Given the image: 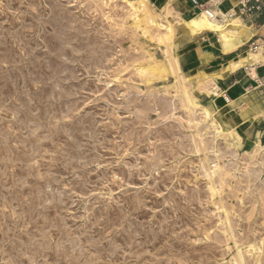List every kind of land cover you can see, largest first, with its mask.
I'll list each match as a JSON object with an SVG mask.
<instances>
[{
  "label": "rangeland",
  "instance_id": "374dc122",
  "mask_svg": "<svg viewBox=\"0 0 264 264\" xmlns=\"http://www.w3.org/2000/svg\"><path fill=\"white\" fill-rule=\"evenodd\" d=\"M46 1L0 0V264H237L239 252L244 264H264V164L252 157L255 142L264 146V132L242 122L240 140L214 136L182 94L209 105L198 91L203 67L190 63L188 52L203 39L217 42L216 35L174 26L162 38L143 33L137 22L149 23V16L174 20L144 0ZM170 54L181 65L178 80ZM215 166L220 170L213 172Z\"/></svg>",
  "mask_w": 264,
  "mask_h": 264
},
{
  "label": "bare ground",
  "instance_id": "6f19581e",
  "mask_svg": "<svg viewBox=\"0 0 264 264\" xmlns=\"http://www.w3.org/2000/svg\"><path fill=\"white\" fill-rule=\"evenodd\" d=\"M26 1V0H25ZM46 1V0H45ZM52 1V0H51ZM71 1V0H70ZM95 1V0H94ZM141 1V0H140ZM147 4H149V5H151L153 8H156L158 11H165V13H169L173 18H174V20H172V21H168L167 23H164L162 20H161V18H162V14L159 16V15H157V16H149V23H148V20L147 21H145V22H143V23H139V21L137 22L138 23V25L139 26H143V28H142V30H143V33H146L147 31H152V33L154 32L155 33V37H158V38H162L163 36H164V34L166 35V34H168L169 35V33H171V31H168V28L169 27H179L178 29H176V31H179V30H182V33H188V34H190V35H199V34H201L203 31H211L212 33H214L215 35H216V38H217V42L219 43V45H220V48H221V50L223 51V52H225V53H228V52H232V51H234V50H236L238 47H240L246 40H248L250 37H251V35H252V32H251V30H250V27L242 20V18L238 15V12H236V14L234 15V16H232L231 18H225V17H223V18H221V19H213V18H209V17H207L206 16V14L204 13V12H201V13H199V12H195L194 14H191L192 13V11H188V10H185V9H183L182 7H181V5H180V2H179V0H144ZM47 2V1H46ZM56 2V1H55ZM72 2V1H71ZM101 2V1H100ZM112 2V1H111ZM126 2H128V3H132V0H126ZM16 2H14V4H15ZM40 3V2H39ZM50 3V2H49ZM62 3V2H61ZM64 3V2H63ZM88 3V2H87ZM99 3V2H98ZM105 3V2H104ZM139 3H141V2H139ZM6 4H8V3H6ZM54 4V3H53ZM66 4H68L67 2H66ZM90 4H92V3H90ZM9 5V4H8ZM37 5V4H36ZM47 5V4H46ZM55 5V4H54ZM75 5V4H74ZM89 5V4H88ZM136 5V4H135ZM142 5V4H141ZM25 6V5H24ZM86 6V5H85ZM90 6V5H89ZM131 6H132V4H131ZM51 7V6H50ZM56 7V6H55ZM57 7H59V5L57 6ZM129 7V6H128ZM21 8H22V6H21ZM49 8V7H48ZM63 8H65V7H63ZM78 8V7H77ZM90 8V7H89ZM105 8V7H104ZM145 8V7H144ZM182 8V9H181ZM53 9V8H52ZM55 9V8H54ZM75 9V8H74ZM106 9V8H105ZM141 9V8H140ZM145 9H147V8H145ZM9 10V9H8ZM13 10V9H12ZM39 10V9H38ZM49 10V9H48ZM69 10V9H68ZM131 10V9H130ZM133 10V9H132ZM137 10V9H136ZM17 11V10H16ZM15 11V12H16ZM59 11H61V10H58V13H59ZM77 11H78V9H77ZM76 11V12H77ZM80 11V10H79ZM90 11H91V9H90ZM94 11V10H93ZM100 11V10H99ZM119 11V10H118ZM138 11V10H137ZM146 11V10H145ZM21 12V11H20ZM39 12V11H38ZM74 12V11H73ZM95 12V11H94ZM111 12V11H110ZM57 13V14H58ZM80 13V12H79ZM148 13V12H147ZM156 13H158V12H156ZM164 13V14H165ZM16 14V13H15ZM19 14V13H18ZM37 14V13H36ZM47 14H49V13H47ZM54 14V13H53ZM66 14V13H65ZM73 14V13H72ZM85 14V13H84ZM163 14V15H164ZM12 15V14H11ZM22 15V14H21ZM62 15V14H61ZM64 15V14H63ZM67 15V14H66ZM69 15V14H68ZM2 16V15H1ZM17 16V15H16ZM19 16V15H18ZM29 16V15H28ZM31 16V15H30ZM74 16H76V15H74ZM78 16V15H77ZM83 15H81V17H82ZM86 16V15H85ZM167 16H169V15H167ZM32 17V16H31ZM36 17H38V16H36ZM42 17V16H41ZM71 17V16H70ZM103 17V16H102ZM132 17V16H131ZM53 18H56V17H53ZM62 18V17H61ZM68 18H69V16H68ZM75 18H77V17H75ZM146 18V17H145ZM38 19V18H37ZM36 19V20H37ZM40 19H42V18H40ZM78 19V18H77ZM85 19V18H84ZM17 20V19H16ZM50 20V19H49ZM88 20V19H87ZM87 20H85V22L87 21ZM100 20V19H99ZM166 20V19H165ZM63 21H64V19H63ZM71 21H72V19H71ZM81 21V20H80ZM84 21V20H83ZM82 21V22H83ZM14 22V21H13ZM73 22V21H72ZM78 22V21H77ZM90 22V21H89ZM112 22V21H111ZM18 23V22H17ZM21 23V22H20ZM40 23V22H39ZM66 23V22H65ZM87 23H88V21H87ZM129 23V22H128ZM131 23V22H130ZM24 24V23H23ZM22 24V25H23ZM90 24V23H89ZM27 25V24H26ZM108 25V24H107ZM110 25V24H109ZM126 25V24H125ZM42 26V25H41ZM63 26V25H62ZM78 26V25H77ZM81 26V25H80ZM21 27V26H20ZM49 27V26H48ZM83 27V26H82ZM98 27H100V26H98ZM1 28V27H0ZM15 28V27H14ZM24 28V27H23ZM47 28V27H46ZM45 28V29H46ZM93 28V27H92ZM113 28V27H112ZM117 28V27H116ZM44 29V28H43ZM49 29V28H48ZM37 30V29H36ZM95 30V29H94ZM114 30V29H113ZM119 30V29H118ZM121 30V29H120ZM20 31V30H19ZM59 31V30H58ZM79 31V30H78ZM164 31V32H163ZM2 32V31H1ZM50 32V31H49ZM86 31H84V33H85ZM139 32V31H138ZM21 33V32H20ZM19 33V34H20ZM80 33H81V31H80ZM84 33H81V34H84ZM126 33V32H125ZM11 34V33H10ZM88 34H90V33H88ZM87 34V35H88ZM132 34V33H131ZM86 35V34H85ZM86 35V36H87ZM94 35V34H93ZM133 35V34H132ZM99 37V36H98ZM109 37V36H108ZM107 37V38H108ZM53 39V38H52ZM86 39H88L87 37H86ZM109 39V38H108ZM107 39V40H108ZM111 39V38H110ZM157 39V38H156ZM92 40V39H91ZM103 40H104V38H103ZM90 41V40H89ZM152 41V40H151ZM150 41V42H151ZM23 42V41H22ZM95 42V41H94ZM109 42V41H108ZM153 42V41H152ZM156 42V41H155ZM24 43H25V41H24ZM91 43V42H90ZM96 43V42H95ZM98 43V42H97ZM99 43H101V42H99ZM99 43H98V45H99ZM103 43V42H102ZM27 44V43H26ZM88 44H89V42H88ZM93 44V43H92ZM144 44V43H143ZM7 45V44H6ZM90 45V44H89ZM159 45V44H158ZM21 46V45H20ZM59 46H61V45H59ZM58 46V47H59ZM91 46V45H90ZM119 47V46H118ZM158 47V46H157ZM1 49V48H0ZM5 49V48H4ZM23 49V48H22ZM91 49V48H90ZM61 50H62V48H61ZM165 50V49H164ZM11 51H12V49H11ZM10 51V52H11ZM57 51V50H56ZM2 52V51H1ZM7 52V51H6ZM103 52V51H102ZM119 52V51H118ZM3 53V52H2ZM13 53L15 54V52L13 51ZM27 53V52H26ZM57 53V52H56ZM62 53V52H61ZM165 53V52H164ZM166 53H168V51H166ZM165 53V54H166ZM12 54V53H11ZM14 54H13V56H14ZM20 54V53H19ZM58 54V53H57ZM22 56V55H21ZM104 56V55H103ZM249 62L251 63V64H254V63H257V62H260V61H264V50L263 49H257V50H255V51H252V50H250L249 51ZM11 57H12V55H11ZM15 57V56H14ZM20 57V56H19ZM100 57V56H99ZM111 57V56H110ZM148 57H151V55H148ZM1 58H3V57H1ZM5 58H8L7 57V55H6V57ZM17 58V57H16ZM120 58V57H119ZM145 58H147V57H145ZM4 59V58H3ZM10 59H12V58H10ZM23 59V58H22ZM27 59V58H26ZM62 59H63V57H62ZM8 60V59H7ZM6 60V61H7ZM17 60V59H16ZM15 60V61H16ZM25 60V59H24ZM59 60H61V59H59ZM104 60H106V59H104ZM11 61V60H10ZM91 61V60H90ZM151 61V60H150ZM8 62V61H7ZM17 62V61H16ZM21 62V61H20ZM94 62V61H93ZM92 62V63H93ZM97 62V61H96ZM105 62V61H104ZM167 62V61H166ZM169 62H170V65H171V70H172V73L173 74H175V76H176V80H178L179 79V77H181L182 78V75L180 74V69H181V65H180V63H179V60H178V58L176 57V56H173L172 54H170L169 55ZM22 63V62H21ZM11 64V63H10ZM124 64H125V62H124ZM237 64H239V62L237 63ZM16 65V64H15ZM95 65V64H94ZM102 65V64H101ZM145 65H146V63H145ZM103 66V65H102ZM133 66V65H132ZM131 66V67H132ZM135 66H136V64H135ZM1 67V66H0ZM5 67H6V65H5ZM142 67V66H141ZM145 67H147V66H145ZM144 67V68H145ZM25 68V67H24ZM8 69V68H7ZM16 69V68H15ZM120 69V68H119ZM253 69V68H252ZM3 70V69H2ZM1 70V71H2ZM9 70V69H8ZM14 70V69H13ZM131 70H132V68H131ZM128 71H130V70H128ZM14 72V71H13ZM60 72V71H59ZM59 72H56V73H59ZM171 72V71H170ZM252 72V71H251ZM12 73V72H11ZM138 73V72H137ZM137 73H135V74H137ZM1 74V73H0ZM54 74V73H53ZM95 74V73H94ZM3 75V74H2ZM8 75V74H7ZM12 75V74H11ZM13 75H15L14 73H13ZM130 75V74H129ZM40 77H41V75H39ZM54 76H55V74H54ZM59 76V75H58ZM130 76H133L132 75V73H131V75ZM129 76V77H130ZM135 76H137V75H135ZM140 76H141V74H140ZM173 76V75H172ZM2 77V76H1ZM21 77V76H20ZM3 78V77H2ZM6 78V77H5ZM9 78V77H8ZM7 78V79H8ZM11 78V77H10ZM38 78V77H37ZM51 78V77H50ZM52 78H54V77H52ZM56 78H57V76H56ZM127 79V78H126ZM135 79H136V77H135ZM198 79V78H197ZM9 80V79H8ZM30 80L32 81V79H31V77H30ZM42 80H44V79H42ZM46 80H48V79H46ZM106 80V79H105ZM118 80V79H117ZM176 80H174L175 81V83H176ZM186 80V79H185ZM199 80H200V86H199V84H198V91H199V93L200 94H202V95H205L206 97H212V96H214V95H217L218 93H219V90H218V86H217V84H216V77L215 76H212V75H208V74H205V73H202L201 75H199ZM0 81H3V80H0ZM25 81V80H24ZM58 81V80H57ZM129 81V80H128ZM135 81V80H134ZM33 82V81H32ZM37 82V81H36ZM53 82V81H52ZM59 82V81H58ZM112 82H113V80H112ZM182 82H183V80H182ZM29 83V82H28ZM51 83V82H50ZM139 83V82H138ZM179 83V82H178ZM10 84V83H9ZM22 84V83H21ZM25 84H27V83H25ZM24 84V85H25ZM57 84V83H56ZM8 85V84H7ZM15 85V84H14ZM29 85V84H28ZM32 85V84H31ZM50 85V84H49ZM53 85H54V83H53ZM59 86H60V83L58 84ZM58 85H57V87H58ZM180 85V84H179ZM5 86V85H4ZM3 86V87H4ZM15 87V86H14ZM38 87V86H37ZM184 87V86H183ZM186 87V86H185ZM25 88V87H24ZM48 88V87H47ZM125 88V87H124ZM179 88V87H178ZM3 89V88H2ZM2 89H1V91H2ZM10 89H11V87H10ZM15 89V88H14ZM18 89H20V88H18ZM59 89V88H58ZM109 89V88H108ZM7 90V89H6ZM5 90V91H6ZM33 90V89H32ZM45 90V89H44ZM51 90V89H50ZM57 90V89H56ZM102 90V89H101ZM137 90V89H136ZM0 91V92H1ZM15 91V90H14ZM13 91V92H14ZM47 91V90H46ZM46 91H45V93H46ZM59 91V90H58ZM106 91V90H105ZM134 91H135V89H134ZM7 92V91H6ZM20 92V91H19ZM25 92V91H24ZM39 92V91H38ZM48 92V91H47ZM51 92V91H50ZM108 92H109V90H108ZM2 93V92H1ZM8 93H11L10 92V90H9V92ZM18 93V92H17ZM22 93V92H21ZM40 93V92H39ZM38 93V94H39ZM124 93H125V91H124ZM127 93V92H126ZM132 93V92H131ZM12 94V93H11ZM10 94V95H11ZM41 94V93H40ZM40 94H39V96H40ZM104 94H107V93H103V95ZM110 94V93H109ZM157 94V93H156ZM182 94L184 95L183 96V98L185 97V100H186V102H187V108L188 109H191V110H193V109H198L199 111H200V113H201V115L203 116V118H204V120L206 121V123L208 124V126L210 127V129L211 130H213V132H214V136L215 135H217V136H221L222 138H226V137H228V138H231V139H238V140H240V136H239V133H238V128H239V126H240V119H239V116L237 115V113H236V111H235V108L236 107H239L240 105H238V104H236L235 102H229L228 104H226L222 109H215V108H213L211 105H210V101H209V105H199L198 103H196V102H194L193 101V97L192 96H190L189 95V93L187 92V91H185V89L183 90V92H182ZM6 95V94H5ZM25 95H26V93H25ZM32 95V94H31ZM35 95L37 96V94L35 93ZM102 95V96H103ZM108 95V94H107ZM132 95V94H131ZM7 96V95H6ZM9 96V95H8ZM14 96V95H13ZM57 96H58V94H57ZM106 96V95H105ZM136 96V95H135ZM158 96V95H157ZM166 96H167V94H166ZM50 97V96H49ZM109 97V96H108ZM132 97V96H131ZM16 98V97H15ZM38 98V97H37ZM130 98V97H129ZM170 98V97H169ZM26 99V98H25ZM36 99V98H35ZM105 98H103V100H104ZM109 99V98H108ZM130 99H132V98H130ZM154 99H155V97H154ZM163 99V98H162ZM165 99V98H164ZM174 99V98H173ZM2 100V99H1ZM45 100V99H44ZM158 100V99H157ZM156 99H155V101H157ZM177 100V99H176ZM5 101V100H4ZM3 101V102H4ZM10 101V100H9ZM17 101H18V99H17ZM28 101V100H27ZM109 101V100H108ZM131 101V100H130ZM129 101V102H130ZM164 101H166V99L164 100ZM171 101V100H170ZM19 102V101H18ZM110 102V101H109ZM168 102V101H167ZM12 103V102H11ZM56 103V102H55ZM59 103V102H58ZM166 103V102H165ZM179 103V102H178ZM0 104H1V102H0ZM157 104V103H156ZM162 104V103H161ZM161 104H158L159 106L161 105ZM6 105V104H5ZM18 105H19V103H18ZM113 105V104H112ZM167 105V104H166ZM245 105V104H244ZM13 106V105H12ZM17 106V105H16ZM16 106H15V108H16ZM27 106V105H26ZM116 106V105H115ZM163 106V105H162ZM161 106V107H162ZM164 106H165V104H164ZM171 106V105H170ZM10 107V106H9ZM24 107V106H23ZM29 107V106H28ZM134 107V106H133ZM180 107V106H179ZM198 107V108H197ZM14 108V107H13ZM14 108V109H15ZM18 108H20V107H18ZM11 109V108H10ZM25 109V108H24ZM31 109V108H30ZM29 109V110H30ZM57 109V108H56ZM134 109V108H133ZM184 109V108H183ZM26 110V109H25ZM28 110V111H29ZM155 110H156V108H155ZM160 110V109H159ZM12 111V110H11ZM17 111V110H16ZM21 111V110H20ZM166 111V110H165ZM184 111H185V109H184ZM156 113V112H155ZM188 113V112H187ZM194 113V112H193ZM17 114V113H16ZM23 114V113H22ZM19 115H21V114H18V117H19ZM183 115V114H182ZM24 116V115H23ZM167 116V115H166ZM200 116V115H199ZM12 117V116H11ZM16 117V116H15ZM28 117V116H27ZM35 117V116H34ZM174 117V116H173ZM197 117V116H196ZM255 117V116H254ZM17 118V117H16ZM31 118H33L32 116H31ZM35 118H37V117H35ZM189 118V117H188ZM2 119V118H1ZM9 119H11V118H9ZM200 119V118H199ZM4 120V119H3ZM2 120V121H3ZM14 120V119H13ZM156 120H157V118H156ZM171 120V119H170ZM173 120H175V119H173ZM177 120V119H176ZM189 120V119H188ZM15 121V120H14ZM18 121V120H17ZM20 121V120H19ZM26 121V120H25ZM34 121H36V120H34ZM197 121H198V119H197ZM204 121V122H205ZM7 123L9 122V121H6ZM30 121H28V123H29ZM170 122V121H169ZM10 123V122H9ZM16 123H18V122H16ZM154 123H158V122H154ZM1 124V123H0ZM12 124V123H11ZM10 124V125H11ZM19 124V123H18ZM12 125H14V123L12 124ZM23 125V124H22ZM29 125V124H28ZM27 125V126H28ZM37 125V124H36ZM146 125V124H145ZM175 125V124H174ZM1 126H2V124H1ZM20 126V125H19ZM18 126V127H19ZM177 126V125H176ZM3 127V126H2ZM5 127V126H4ZM9 127V126H8ZM17 127V126H16ZM35 127V126H34ZM37 127V126H36ZM35 127V128H36ZM157 127V126H156ZM184 127V126H183ZM201 127V126H200ZM199 127V128H200ZM203 127V126H202ZM208 127V128H209ZM6 128V127H5ZM143 128V127H142ZM177 128H178V126H177ZM207 128V127H206ZM205 128V129H206ZM12 129V128H11ZM14 129H17L16 131H18V128H15V126H14ZM30 129H31V127H30ZM41 129V128H40ZM139 129V128H138ZM141 129V128H140ZM139 129V130H140ZM155 129H157V128H155ZM179 129V128H178ZM185 129V128H184ZM9 130V129H8ZM22 130V129H21ZM24 130V129H23ZM33 130V129H32ZM136 130V129H135ZM15 131V130H14ZM13 131V132H14ZM90 131H92L91 129H90ZM153 131V130H152ZM199 131V130H198ZM2 132V131H1ZM6 132V131H5ZM13 132H11V133H13ZM155 132H157V131H155ZM207 132V131H206ZM210 133H212L211 131H209ZM240 132V131H239ZM30 133V132H29ZM34 133H35V131H34ZM37 133V132H36ZM90 133V132H89ZM91 133H93V132H91ZM142 133V132H141ZM147 133V132H146ZM181 133V132H180ZM179 133V134H180ZM183 133V132H182ZM16 134V133H15ZM27 134V133H26ZM135 134H136V132H135ZM156 134V133H155ZM184 134H186V133H184ZM183 134V135H184ZM213 134V133H212ZM3 135V134H2ZM17 135V134H16ZM15 135V136H16ZM91 135V134H90ZM150 135V134H149ZM210 135V134H209ZM24 136V135H23ZM22 136V137H23ZM26 136V135H25ZM24 136V137H25ZM32 136V135H31ZM34 136V135H33ZM43 136V135H42ZM93 136V135H92ZM91 136V137H92ZM176 136V135H175ZM186 136H187V134H186ZM196 136H197V133H196ZM14 137V136H13ZM12 137V138H13ZM17 137H19V136H17ZM35 137V136H34ZM90 137V136H89ZM94 137V136H93ZM92 137V138H93ZM145 137H147V136H145ZM179 137V136H178ZM181 137V136H180ZM29 138H31V137H29ZM42 138V137H41ZM48 138V137H47ZM46 138V139H47ZM185 138V137H184ZM189 138V137H188ZM6 139V138H5ZM24 138H22V140H23ZM51 139V138H50ZM186 139V138H185ZM16 140V139H15ZM21 140V141H22ZM39 140V139H38ZM45 140V139H44ZM181 140V139H180ZM187 140V139H186ZM189 140V139H188ZM209 140V139H208ZM237 140V141H238ZM261 140V139H260ZM50 141V140H49ZM207 141V140H206ZM215 141V140H214ZM237 141L235 142V143H237ZM2 142V141H1ZM15 142H17V141H15ZM14 142V143H15ZM19 142V141H18ZM23 142V141H22ZM35 142H36V140H35ZM42 142V141H41ZM40 142V143H41ZM98 142V141H97ZM189 142V141H188ZM255 142V141H254ZM261 141H257V142H255L254 143V146L252 147V157H254V158H256L257 156H258V159L260 158V161H262L261 163H262V165L264 164V157H263V155H264V152H263V150H264V146L260 143ZM21 142H19V144H20ZM32 143V142H31ZM221 143V142H220ZM224 143V142H223ZM33 144V143H32ZM32 144H31V146H32ZM184 144V143H183ZM186 145H187V142L185 143ZM191 143H189V145H190ZM200 144V143H199ZM244 144V143H243ZM264 144V143H263ZM13 145V144H12ZM22 145V144H21ZM27 145H29V144H27ZM38 145H40V144H38ZM201 145V144H200ZM14 146V145H13ZM188 146V145H187ZM191 146V145H190ZM218 146V145H217ZM4 147H5V145H4ZM11 147V146H10ZM18 147V146H17ZM17 147H16V149H17ZM26 147V146H25ZM34 147V146H33ZM75 147V146H74ZM189 147V146H188ZM24 148V147H23ZM32 148V147H31ZM35 149H36V147H34ZM33 148V149H34ZM77 148V147H76ZM75 148V149H76ZM199 148V147H198ZM198 148H197V150H198ZM201 148V147H200ZM1 149V148H0ZM3 149V148H2ZM7 149V148H6ZM11 149V148H10ZM187 149V148H186ZM12 150H14V148L12 149ZM23 150V149H22ZM30 150V149H29ZM38 150V149H37ZM202 150V149H201ZM226 150H228V149H226ZM4 151V150H3ZM6 151V150H5ZM16 151H18V150H16ZM28 151V150H27ZM43 151V150H42ZM195 151V150H194ZM213 151V150H212ZM231 151V150H230ZM235 151V150H234ZM8 152V151H7ZM13 152V151H12ZM20 152H21V150H20ZM33 152V151H32ZM36 152V151H35ZM189 152H191V151H189ZM263 152V153H262ZM9 153V152H8ZM17 153V152H16ZM29 153V152H28ZM77 153V152H76ZM75 153V154H76ZM156 153H158V152H156ZM214 153V152H213ZM236 153V152H235ZM2 153H0V155H1ZM33 154V153H32ZM69 154V153H68ZM98 154V153H97ZM160 154V153H159ZM158 154V155H159ZM184 154V153H183ZM185 154H187V153H185ZM220 154V153H219ZM245 154V153H244ZM8 155V154H7ZM17 155V154H16ZM83 155V154H82ZM211 155V154H210ZM21 156V155H20ZM204 156V155H203ZM2 157V156H1ZM14 157V156H13ZM12 157V158H13ZM18 157H19V155H18ZM33 156H31V158H32ZM70 157V156H69ZM97 157V156H96ZM161 157V156H160ZM191 157V156H190ZM201 157V156H200ZM226 157V156H225ZM229 157V156H228ZM240 157V156H239ZM4 158V157H3ZM26 158H28V156L26 157ZM37 158V157H36ZM98 158V157H97ZM196 158V157H195ZM220 158V157H219ZM10 159H11V157H10ZM21 159V158H20ZM19 159V160H20ZM23 159H25V158H23ZM42 159V158H41ZM71 159V158H70ZM190 159V158H189ZM211 159V158H210ZM213 159V158H212ZM227 159V158H226ZM257 159V160H258ZM18 160V159H17ZM77 160V159H76ZM99 160V159H98ZM197 160V159H196ZM231 160V159H230ZM14 161V160H13ZM13 161H11V162H13ZM16 161V160H15ZM15 161H14V163H15ZM26 160H24V162H25ZM28 161V160H27ZM156 161V160H155ZM232 161V160H231ZM259 161V160H258ZM1 162H2V160H1ZM9 162V161H8ZM22 162H23V160H22ZM38 162V161H37ZM68 162H69V160H68ZM75 162H77V161H75ZM111 162V161H110ZM197 162V161H196ZM248 162V161H247ZM250 162V161H249ZM248 162V163H249ZM26 163H28V162H26ZM30 163V162H29ZM29 163H28V165H29ZM66 163V162H65ZM204 163V162H203ZM223 163V162H222ZM227 163V162H226ZM2 164V163H1ZM7 164H9V163H7ZM24 164V163H23ZM67 164V163H66ZM108 164V163H107ZM123 164V163H122ZM159 164V163H158ZM161 164V163H160ZM159 164V165H160ZM219 164V163H218ZM233 164V163H232ZM11 165V164H10ZM13 165V164H12ZM27 165V164H26ZM76 165V164H75ZM208 165V164H207ZM211 165V164H210ZM214 165V164H213ZM212 165V166H213ZM221 165V164H220ZM223 165H225V164H223ZM231 165V164H230ZM234 165V164H233ZM21 166V165H20ZM34 166H35V164H34ZM59 166V165H58ZM110 166V165H109ZM205 166V165H204ZM203 166V167H204ZM211 166V167H212ZM245 166H247V165H245ZM9 167V166H8ZM98 167V166H97ZM154 167V166H153ZM167 167V166H166ZM199 167V166H198ZM201 167V166H200ZM261 167V166H260ZM18 167H16V169H17ZM27 168V167H26ZM25 168V169H26ZM33 168V167H32ZM72 168H73V166H72ZM129 168H131V167H129ZM205 168V167H204ZM223 168V167H222ZM229 168H230V166H229ZM258 168V167H257ZM256 168V169H257ZM263 168V167H262ZM3 169V168H2ZM15 169V168H14ZM19 169H21V168H19ZM35 169V168H34ZM93 169H95V168H93ZM121 169V168H120ZM119 169V170H120ZM123 169V168H122ZM132 169V168H131ZM161 169V168H160ZM208 169V168H207ZM259 169V168H258ZM9 170H10V168H9ZM97 170V169H96ZM127 170V169H126ZM130 170V169H129ZM198 170V169H197ZM218 170H220V168L219 167H217V166H215V169H213V172H216V171H218ZM222 170V169H221ZM224 170V169H223ZM253 170V169H252ZM264 170V169H263ZM34 171V170H33ZM111 171H113V170H111ZM117 172H118V170H116ZM151 171V170H150ZM208 171V170H207ZM210 171V170H209ZM257 171V170H256ZM25 172H27V171H25ZM32 172V171H31ZM157 172V171H156ZM204 172V171H203ZM225 172V171H224ZM254 172V171H253ZM263 172V171H262ZM29 173H30V171H29ZM28 173V174H29ZM35 173V172H34ZM57 173V172H56ZM151 173V172H150ZM208 173V172H207ZM220 173V172H219ZM249 173V172H248ZM13 174V173H12ZM46 174V173H45ZM113 174V173H112ZM122 174H123V172H122ZM197 174V173H196ZM226 174V173H225ZM230 174V173H229ZM238 174V173H237ZM257 174H259V173H256V175ZM27 175V174H26ZM32 175V174H31ZM34 175V174H33ZM37 175V174H36ZM39 175H40V173H39ZM139 175V174H138ZM202 175V174H201ZM207 175V174H206ZM213 175V174H212ZM233 175V174H232ZM250 175H251V173H250ZM1 176H2V174H1ZM11 176V175H10ZM9 176V177H10ZM24 176H25V174H24ZM42 176V175H41ZM41 176H39V177H41ZM46 177H47V175H45ZM104 176V175H103ZM111 176V175H110ZM208 176H210V175H208ZM238 176V175H237ZM249 176V175H248ZM254 176V175H253ZM14 177V176H13ZM23 177V176H22ZM27 177V176H26ZM29 177V176H28ZM32 177V176H31ZM55 177V176H54ZM126 177H128V176H126ZM205 177V176H204ZM245 177V176H244ZM258 177H260L259 175H258ZM263 177H264V175H263ZM3 178V177H2ZM114 178H115V175H114ZM194 178V177H193ZM199 178V177H198ZM208 178V177H207ZM210 178V177H209ZM218 178L219 177H217V181H218ZM257 178V177H256ZM21 179V178H20ZM26 179V178H25ZM24 179V180H25ZM35 179V178H34ZM43 179V178H42ZM110 179V178H109ZM126 179V178H125ZM264 179V178H263ZM39 180H41V179H39ZM225 180H227V179H225ZM224 180V181H225ZM255 180V179H254ZM260 180V179H259ZM3 181V180H2ZM15 181H17V180H15ZM19 181H21V180H19ZM26 181V180H25ZM37 181V180H36ZM86 181V180H85ZM212 181H214V180H212ZM247 181V180H246ZM27 182V181H26ZM29 183H30V181H28ZM52 182V181H51ZM88 182V181H87ZM264 182V181H263ZM14 183V182H13ZM23 183V182H22ZM82 183V182H81ZM188 183V182H187ZM216 183V182H215ZM218 183H220V182H218ZM245 183V182H244ZM244 183L242 184V185H244ZM248 183H249V181H248ZM27 184V183H26ZM206 184V183H205ZM211 184V183H210ZM255 184V183H254ZM12 185V184H11ZM14 185V184H13ZM28 185V184H27ZM39 185V184H38ZM44 185V184H43ZM86 185V184H85ZM93 185V184H92ZM216 185V184H215ZM231 185V184H230ZM248 185V184H247ZM263 185V184H262ZM55 186V185H54ZM53 186V187H54ZM82 186H83V184H82ZM194 186V185H193ZM227 186V185H226ZM249 186H250V183H249ZM18 187V186H17ZM27 187V186H26ZM38 187V186H37ZM41 187V186H40ZM38 188V189H42V188ZM43 187V186H42ZM49 187H50V185H49ZM207 187V186H206ZM255 187V186H254ZM81 188V187H80ZM79 188V189H80ZM212 188V187H211ZM210 188V189H211ZM224 188V187H223ZM82 189V188H81ZM209 189V188H208ZM244 189V188H243ZM3 190V189H2ZM1 190V191H2ZM30 190V189H29ZM212 190V189H211ZM220 190V189H219ZM227 190V189H226ZM264 190V189H263ZM45 191V190H44ZM92 191V190H91ZM210 191V190H209ZM240 191V190H239ZM253 191V190H252ZM3 192H4V190H3ZM41 192V191H40ZM43 192V191H42ZM41 192V193H42ZM46 192V191H45ZM44 192V193H45ZM83 192V191H82ZM87 192V191H86ZM88 192H90V191H88ZM212 192V191H211ZM236 192H238V191H236ZM255 192V191H254ZM261 192V191H260ZM10 193V192H9ZM18 193H20V192H18ZM35 193V192H34ZM37 193V192H36ZM39 193V192H38ZM84 193V192H83ZM263 193V192H262ZM14 194V193H13ZM26 194V193H25ZM89 194V193H88ZM242 194V193H241ZM7 195V194H6ZM20 195V194H19ZM31 195V194H30ZM249 195H250V192H249ZM264 195V194H263ZM0 196H1V194H0ZM10 196V195H9ZM21 196V195H20ZM19 196V197H20ZM37 196V195H36ZM42 196V195H41ZM46 196V195H45ZM254 196V195H253ZM241 197V196H240ZM7 199H8V197H7ZM10 199V198H9ZM44 199V198H43ZM226 199V197L224 198V200ZM243 199V198H242ZM250 199V198H249ZM252 199H255V198H252ZM41 200V199H40ZM241 200V199H240ZM244 200V199H243ZM5 201V200H4ZM8 201V200H7ZM18 201V200H17ZM20 201V200H19ZM251 201V200H250ZM6 202V201H5ZM9 202V201H8ZM26 202V201H25ZM220 202V201H219ZM1 203H3V202H1ZM28 203V202H27ZM26 203V204H27ZM218 203V202H217ZM216 203V204H217ZM252 203V202H251ZM18 204V203H17ZM22 204V203H21ZM255 204V203H254ZM253 204V205H254ZM259 205V204H258ZM24 206V205H23ZM219 206V205H218ZM3 207V206H2ZM9 208V207H8ZM105 208V207H104ZM107 208V207H106ZM262 208V207H261ZM20 209V208H19ZM222 209V208H221ZM220 209V210H221ZM8 210V209H7ZM6 210V211H7ZM231 210V209H230ZM256 210V209H255ZM10 211V210H9ZM14 211V210H13ZM225 211V210H224ZM229 212H231V211H229ZM4 213V212H3ZM8 213V212H7ZM16 213V212H15ZM14 213V214H15ZM18 213V212H17ZM216 213H217V211H216ZM229 214V213H228ZM21 215V214H20ZM230 215V214H229ZM16 216V215H15ZM41 216V215H40ZM39 216V217H40ZM215 216V215H214ZM36 217V216H35ZM43 217V216H42ZM41 217V218H42ZM256 217V216H255ZM261 217V216H260ZM15 218V217H14ZM18 218V217H17ZM37 218V217H36ZM36 218H35V220H36ZM229 218V217H228ZM19 219H20V217H19ZM34 219V218H33ZM40 219V218H39ZM222 219V218H221ZM259 219V218H258ZM12 220V219H11ZM22 220H23V218H22ZM31 220V219H30ZM34 220V221H35ZM42 220V219H41ZM45 220H46V218H45ZM230 220H232V219H230ZM15 221H19V220H15ZM44 221V220H43ZM54 221H55V219H54ZM237 221V220H236ZM261 221V220H260ZM259 221V222H260ZM263 221V220H262ZM14 222V221H13ZM24 222V221H23ZM22 222V223H23ZM28 222H30L29 220H28ZM42 222V221H41ZM62 222H63V219H62ZM233 222H234V220H233ZM16 223V222H15ZM46 223V222H45ZM55 223V222H54ZM238 223V222H237ZM12 224V223H11ZM64 224V223H63ZM222 224V223H221ZM220 224V225H221ZM2 225H3V223H2ZM8 225V224H7ZM13 225V224H12ZM18 225V224H17ZM24 225V224H23ZM30 225H31V223H30ZM45 225V224H44ZM213 225V224H212ZM219 225V226H220ZM224 225V224H223ZM241 225V224H240ZM240 225H239V227H240ZM244 225V224H243ZM248 225V224H247ZM250 225V224H249ZM263 225V224H262ZM6 226V225H5ZM9 226V225H8ZM14 226H16V225H14ZM51 226V225H50ZM55 227H56V225H54ZM58 227H59V225H57ZM65 226V225H64ZM235 226H236V224H235ZM242 226V225H241ZM48 227V226H47ZM213 227V226H212ZM216 227H218V226H216ZM238 227V228H239ZM20 228V227H19ZM62 228V227H61ZM64 228V227H63ZM219 228V227H218ZM232 228V227H231ZM234 228V227H233ZM232 228V229H233ZM243 228H244V226H243ZM242 228V229H243ZM263 228H264V226H263ZM3 229H4V227H3ZM8 229V228H7ZM9 229H11V228H9ZM14 229V228H13ZM44 229H46V228H44ZM48 229V228H47ZM50 229V228H49ZM241 229V228H240ZM262 229V228H261ZM19 230V229H18ZM41 230V229H40ZM43 230V229H42ZM59 230V229H58ZM215 230V229H214ZM224 230V229H223ZM7 231V230H6ZM38 231V230H37ZM55 231H56V228H55ZM65 230H63V232H64ZM216 231V230H215ZM246 231V230H245ZM19 232V231H18ZM32 232V231H31ZM44 232L46 233V231H42V233L44 234ZM48 232V231H47ZM217 232H218V229H217ZM223 232V231H222ZM235 232V231H234ZM37 233V232H36ZM41 233V232H40ZM69 233H71V232H69ZM215 233V232H214ZM214 233L212 234V235H214ZM218 233H220V232H218ZM230 233V232H229ZM245 233V232H244ZM20 234V233H19ZM57 234V233H56ZM62 234V233H61ZM64 234V233H63ZM247 234V233H246ZM38 235V234H37ZM40 235V234H39ZM38 235V236H39ZM58 235H59V233H58ZM234 235V234H233ZM263 235H264V233H263ZM46 236V235H45ZM64 236H68L69 237V235H64ZM64 236H62V238H64ZM236 236V235H235ZM245 236V235H244ZM9 237H10V235H9ZM14 237H15V235H14ZM57 237V236H56ZM74 237V236H73ZM218 237V236H217ZM216 237V238H217ZM220 237V236H219ZM218 237V238H219ZM236 237H238V236H236ZM30 238V237H29ZM44 238H46V237H44ZM58 238V237H57ZM59 238H61V237H59ZM215 238V239H216ZM232 238V237H231ZM260 238V237H259ZM263 238V237H262ZM261 238V239H262ZM69 239V238H68ZM73 239V238H72ZM77 239V238H76ZM220 239V238H219ZM218 239V240H219ZM222 239V238H221ZM224 239V238H223ZM239 239V238H238ZM242 239H244V238H242ZM260 239V240H261ZM34 240V239H33ZM42 240V239H41ZM45 240V239H44ZM48 240V239H47ZM70 240V239H69ZM78 240V239H77ZM76 240V241H77ZM206 240V239H205ZM210 240V239H209ZM240 240H241V238H240ZM256 240V239H255ZM36 241H38V240H36ZM46 241V240H45ZM54 241V240H53ZM68 241V240H67ZM66 241V242H67ZM216 241V240H215ZM27 242V241H26ZM33 242V241H32ZM40 242V241H39ZM50 242V241H49ZM77 242H79V241H77ZM216 242H218V241H216ZM252 242V241H251ZM250 242V243H251ZM262 242V241H261ZM65 243V242H64ZM210 243H211V241H210ZM249 243V244H250ZM259 243V242H258ZM47 244V243H46ZM55 244V243H54ZM67 244V243H66ZM207 244V243H206ZM211 244H213V243H211ZM218 244V243H217ZM220 244V243H219ZM225 244H227V243H225ZM238 244V243H237ZM241 244V243H240ZM239 244V245H240ZM256 244V243H255ZM30 245H31V243H30ZM52 245H53V243H52ZM220 245H222V244H220ZM219 245V246H220ZM231 245V244H230ZM252 245V244H251ZM257 245V244H256ZM22 246V245H21ZM20 246V247H21ZM27 246V245H26ZM55 246H56V244H55ZM58 246V245H57ZM65 246V245H64ZM69 246V245H68ZM213 246V245H212ZM218 246V245H217ZM218 246V247H219ZM229 246V245H228ZM227 246V247H228ZM260 246V245H259ZM32 247V246H31ZM59 247H61V246H59ZM67 247V246H66ZM257 247V246H256ZM47 248V247H46ZM49 248H51V247H49ZM54 248V247H53ZM52 248V249H53ZM81 248V247H80ZM231 248V247H230ZM24 249H26V248H24ZM38 249V248H37ZM59 249H61V248H59ZM83 249V248H82ZM210 249V248H209ZM212 249V248H211ZM214 249H215V247H214ZM21 250H22V248H21ZM33 250V249H32ZM48 250V249H47ZM51 250V249H50ZM57 250V249H56ZM55 250V251H56ZM66 250H67V248H66ZM81 250V249H80ZM216 250V249H215ZM222 250H223V248H222ZM233 250V249H232ZM237 250V249H236ZM245 250V249H244ZM261 250V249H260ZM25 251V250H24ZM31 251V250H30ZM40 251H42V250H40ZM58 251V250H57ZM68 251H70V249H68ZM23 252V251H22ZM21 252V253H22ZM43 252V251H42ZM81 252V251H80ZM221 252V251H220ZM251 252V251H250ZM262 252V251H261ZM17 253H19L18 251H17ZM23 253H25V252H23ZM30 253V252H29ZM41 253V252H40ZM53 253H55V252H53ZM65 253V252H64ZM67 253V252H66ZM69 253V252H68ZM72 254H73V252H71ZM229 253H231V252H229ZM237 253V252H236ZM253 253V252H252ZM256 253V252H255ZM254 253V254H255ZM30 254H32V253H30ZM47 254V253H46ZM76 254V253H75ZM222 254V253H221ZM244 254H245V252H244ZM35 255V254H34ZM66 255V254H65ZM77 255V254H76ZM75 255V256H76ZM81 255V254H80ZM257 255V254H256ZM264 255V254H263ZM64 256V255H63ZM71 256V255H70ZM231 256V255H230ZM238 256V255H237ZM251 256V255H250ZM258 256H259V254H258ZM30 257V256H29ZM43 257H45V255L43 256ZM72 257V256H71ZM231 257H233V256H231ZM234 257H235V255H234ZM244 257V256H243ZM27 258V257H26ZM37 258V257H36ZM64 258H65V256H64ZM238 262H237V264H244L243 263V259H242V256H241V254H240V252H239V256H238ZM255 258V257H254ZM75 259V258H74ZM79 259V258H78ZM34 260H36V259H34ZM73 260V259H72ZM234 260V259H233ZM247 260V259H246ZM54 261H56V260H54ZM53 261V262H54ZM60 261V260H59ZM79 261V260H78ZM230 261H231V259H230ZM47 262V261H46ZM49 262V261H48ZM245 263H246V261H244ZM248 262V261H247ZM262 262H264V261H262ZM228 263H230V262H228ZM255 263V262H254ZM257 263V262H256ZM259 263V262H258ZM54 264V263H53ZM58 264V263H57ZM250 264V263H249Z\"/></svg>",
  "mask_w": 264,
  "mask_h": 264
},
{
  "label": "crops",
  "instance_id": "0c3cea01",
  "mask_svg": "<svg viewBox=\"0 0 264 264\" xmlns=\"http://www.w3.org/2000/svg\"><path fill=\"white\" fill-rule=\"evenodd\" d=\"M185 2V8L192 11L189 0ZM242 20L250 27L252 35L236 50L225 53L217 42L203 39L202 47L190 48L188 60L199 62L203 73L216 77L219 93L208 97L213 108L222 109L229 102H235L240 105L235 108L240 125L253 122L256 132H264V61L251 64L248 56L250 50H264L263 17ZM250 40L258 44L257 49L249 48Z\"/></svg>",
  "mask_w": 264,
  "mask_h": 264
},
{
  "label": "built area",
  "instance_id": "2783aa9c",
  "mask_svg": "<svg viewBox=\"0 0 264 264\" xmlns=\"http://www.w3.org/2000/svg\"><path fill=\"white\" fill-rule=\"evenodd\" d=\"M189 2L192 11L204 12L209 18H231L238 12L241 18L250 21L262 16L264 23V0H189ZM257 47L258 44L250 40L249 48Z\"/></svg>",
  "mask_w": 264,
  "mask_h": 264
},
{
  "label": "water",
  "instance_id": "95a60500",
  "mask_svg": "<svg viewBox=\"0 0 264 264\" xmlns=\"http://www.w3.org/2000/svg\"><path fill=\"white\" fill-rule=\"evenodd\" d=\"M189 10V8H187Z\"/></svg>",
  "mask_w": 264,
  "mask_h": 264
}]
</instances>
